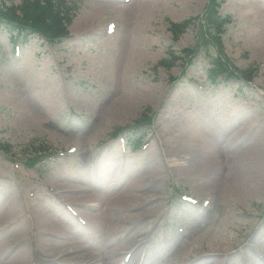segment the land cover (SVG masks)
I'll return each mask as SVG.
<instances>
[{
    "label": "rangeland",
    "instance_id": "1",
    "mask_svg": "<svg viewBox=\"0 0 264 264\" xmlns=\"http://www.w3.org/2000/svg\"><path fill=\"white\" fill-rule=\"evenodd\" d=\"M209 1L68 0L76 5L70 36L53 45L0 29L4 262L23 253L20 264H72L80 261L67 259L72 247L103 259L114 222V239L126 242L117 264H264V183L259 195L249 194L261 177L246 175L229 191L217 190L213 184L225 172L203 158L236 155L262 131L264 0H217L222 6L214 16L224 25L211 33L223 32L220 42L203 37ZM185 20L187 28L174 39V24ZM109 25L114 32L103 33ZM194 46L196 56L184 62L183 49ZM248 69L251 82L244 80ZM120 97L122 108L113 112ZM217 106L215 113L232 119L240 135L227 122L199 121V112ZM143 116L151 121L147 134L135 133L147 136L143 143L132 147L126 137H114L116 128ZM42 153L44 161L30 166L28 156ZM135 185L144 187L133 195L135 206L98 217ZM101 193H107L102 201ZM10 202L16 211L6 218ZM41 214L48 216L45 225ZM134 249L141 256L132 258Z\"/></svg>",
    "mask_w": 264,
    "mask_h": 264
},
{
    "label": "bare ground",
    "instance_id": "2",
    "mask_svg": "<svg viewBox=\"0 0 264 264\" xmlns=\"http://www.w3.org/2000/svg\"><path fill=\"white\" fill-rule=\"evenodd\" d=\"M123 97H120L117 101H115L111 107L113 112H119L117 111L118 109H121V105L122 102L124 103V99H122ZM211 108V107H210ZM93 109H95V107H93ZM220 111V106H217L215 109H205L204 113L206 112V120L204 121L205 125L213 123L214 121H224L227 122L226 125H228V128L232 130L234 129V131H236V136L241 134V129L235 125V122L231 119L229 120L227 117V115H225L224 113L220 112L219 114L215 113L216 111ZM100 110H97V113L99 114ZM103 112V111H102ZM96 113V114H97ZM105 114L102 115L101 117V122L104 124L105 123ZM205 160L207 161V163H213L215 167L219 166L220 169L224 170L225 174L223 175V178L220 179V181L218 182H214V186L217 187V190H220L222 187L227 189L229 191V188L232 187H236L238 186L239 182L241 184V180L243 179L244 176H248L250 178H259L261 177V183L259 185L258 188L254 189L253 191H250L249 194H255V195H259L260 194V189L263 186L264 183V125L262 127V131H260V133L258 134V137L256 138V140L253 142V144H251L250 146H247L245 149L240 150L238 154L236 155H231L230 153H228L227 151H225L222 155L216 156V155H206ZM262 171V173L260 172ZM260 172V174H259ZM247 177V178H248ZM111 181L113 182V184H111V187H113V185L116 184L117 182V178L116 177H112L110 178ZM238 182V183H237ZM56 187H54L56 190H60L61 188H65V187H59L57 184ZM143 187V186H142ZM144 188V187H143ZM143 188H138V186H132L130 187H126L125 190L120 194V196L116 199L113 200L110 203V206L107 205L106 207L103 208V212L104 213H100L98 214V217H100L102 219L106 218V214H108L109 216L119 213L121 209V207L123 209H131L133 206L136 205V201L134 200V193L139 191L140 189L143 190ZM64 192L67 190H63ZM63 191H61L60 193H63ZM147 192L142 193V194H147ZM107 193H101V197L99 194V198H102L106 195ZM142 200V198H140ZM147 205V202H145L142 206ZM139 207V206H138ZM4 215L6 218H12L15 215V211H16V207L13 203L10 202V204L8 205V207H6L5 209ZM106 213V214H105ZM111 214V215H110ZM141 218H147V214L148 213H141ZM120 215V214H118ZM40 221H42L43 225L47 224V215L45 214H41L39 215ZM93 222L95 223L97 220V217L95 215H91V217ZM100 219V220H101ZM113 222V221H111ZM52 223V222H51ZM115 227V223L113 222V224H109L108 228L110 230V236L107 239L108 245H110V249L108 251V253L106 255H104L103 259H100L98 257H93V256H88L86 254L85 251L82 250H75V249H69L70 251H66V254L69 255L67 257V259L72 258V259H79L80 261H71L70 263L72 264H97L98 263V259L102 261V263L100 264H117L119 259L118 257L121 254V250L124 248V244L126 242H118L114 239L113 237V229ZM53 243H56V246H62L64 245V242H56L55 240H51ZM143 247V250L146 248L145 244L142 242H136L134 243V247ZM1 247V246H0ZM78 247V246H77ZM129 248V247H128ZM215 249H212L214 251H219L222 250V246L219 247H214ZM219 248V249H217ZM130 250V248H129ZM133 255L132 258H137V255H140L141 252H139L137 249L132 250ZM142 254V253H141ZM19 253H17L15 255V257L10 258V260L4 262L3 261V252L2 250H0V264H20L22 263L24 260V255L25 254H21V256H18ZM130 256V257H131ZM135 256V257H134ZM141 256V255H140ZM17 257V258H16ZM48 257L54 262V263H59V259L58 257H53L51 255H48ZM92 257V258H91ZM139 260V259H138ZM92 262V263H91ZM69 264V261L68 263Z\"/></svg>",
    "mask_w": 264,
    "mask_h": 264
},
{
    "label": "trees",
    "instance_id": "3",
    "mask_svg": "<svg viewBox=\"0 0 264 264\" xmlns=\"http://www.w3.org/2000/svg\"><path fill=\"white\" fill-rule=\"evenodd\" d=\"M63 11L64 7L62 6L54 8L51 0H21L19 6L11 5L4 9L0 7V17L4 20L0 22V27L11 31L13 28L10 25V21H19L47 35L62 36L66 31L63 17L61 16ZM174 27L178 32L186 28V22Z\"/></svg>",
    "mask_w": 264,
    "mask_h": 264
}]
</instances>
